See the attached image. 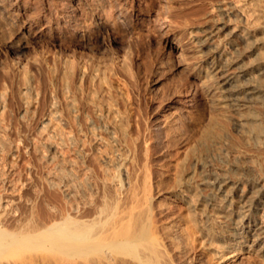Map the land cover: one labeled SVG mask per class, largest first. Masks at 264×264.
I'll use <instances>...</instances> for the list:
<instances>
[{
	"label": "rangeland",
	"instance_id": "374dc122",
	"mask_svg": "<svg viewBox=\"0 0 264 264\" xmlns=\"http://www.w3.org/2000/svg\"><path fill=\"white\" fill-rule=\"evenodd\" d=\"M15 1H17L20 7L19 9L21 14L19 16V19L18 17H15L16 15L15 13H13V9L9 7L10 5L8 6L9 9H5L6 11L2 7H0V137L4 138V140H0V143L2 142V144L4 145V147H0L1 198L4 196L3 199L7 200L8 198L5 197H9L10 199L12 196H21L20 198L24 197L22 198L23 201L25 200V202H29L33 197H35V195H37L36 192H38L40 196L41 194H43V197L44 194L46 196L48 193H57V190L59 189V192L57 194L59 195V193H62L63 190V193L60 194V196H62L64 195V190L66 187L68 188V190H70V188H73L74 191L76 188L79 193L78 194L77 191H75V193L78 195H75L76 197L81 198L83 196L82 198L89 197V199H91L92 196V198L97 201L103 198V195L104 197H107L109 195V198H112V196L114 198V196L116 197L118 194L121 196L120 192H117V195H115V192L121 190V193L123 194L125 188H127V185H129V180L133 178L134 175H138L139 168H143L141 167L140 160L144 162V145L148 146L147 149L149 150L147 152V155H149V157L152 158L151 160L154 161L152 165L155 168H158L160 171L164 172L162 174L164 175V177L160 175L161 180L163 179L162 181H160L161 183H164L165 176L170 178V180L168 181L173 182V179L178 178L177 176L183 179L188 176L187 174L189 172H193L195 170L198 175L196 176L197 173L195 172L194 178L208 172L209 168L208 170L201 172L203 171V167L201 169V166L205 162L213 163L215 161L213 159L210 160L211 157H206L205 159L202 156L201 160L197 161V158H200L199 155L201 153L200 149H197L199 148V140H197V134L199 135V137L201 134L197 130H194L195 134L192 133L193 129L191 128V126L189 125L187 127L183 125L184 121L181 118L180 120L179 117H174L173 113H171L172 110H167L166 100L164 102V94H166L165 92L169 90L170 87L175 85L174 79L175 82L178 81L179 83L178 84L176 82V86H179L178 88L184 87L180 89H188L196 79L190 75H187L189 71L187 69H184L182 65L180 66L177 64L178 58L175 56V51L169 48L168 40L173 39L174 37H178L183 46L184 52L182 55L183 57H185H182L183 60H181V64L185 62L184 64L190 63L189 66H195L201 61V57H198L199 51L197 44H195L196 38L193 34H190V31L198 32L197 34H199V36H202L205 33L204 30H208L209 26H216L218 24L224 25L225 23V25L227 24V26L224 30H215L214 39H216H213V42L210 41L208 47L218 45L219 42L228 43L227 49L229 48V52L225 49V47H222V52L220 51L219 56L217 57L218 59H216V61H218L219 65L221 66V69L218 68L219 70H222L223 68L225 73L233 72V69H235L236 67V65H233V63L238 57V52L241 49L243 50V47L246 43L242 32V25L244 24L245 18L246 16L250 15L249 17H251V19H254L256 17V20L258 18L257 16L264 12V0H242L241 3L245 2L244 5L246 6L244 7L243 11L238 10L239 7L234 4V2H236L237 0H159V2H162L164 4V9H166V6H168L169 4H171V7L175 6L176 10L179 12L178 14L180 15L179 19L177 18L176 21L178 22L179 20L181 22L182 25L180 26L177 22L174 25L172 24L171 26L166 21L161 22L160 18L158 19L155 16V13L158 9L160 13H162L163 11V9L160 10V7H156L155 0H82L81 5L76 3L77 0H13V2ZM92 3H96L97 5H94ZM66 5L67 8L65 9ZM90 5H93L94 7H91ZM117 5L119 7L123 6L125 8H128V13L125 15L127 17L124 16L118 18V20L122 19L121 21H118L117 16H115L118 8ZM75 6L79 8L77 12H81V16H75L74 10L77 9ZM224 7H226L227 10H222ZM80 8L82 10H80ZM9 10L12 11L11 15ZM22 10L25 13H23ZM64 13L65 18H69L73 22V24H81L82 27L85 26L84 28H89V26L92 27L91 25H93L92 22L94 18L97 15H102L101 17L107 19V23L105 24L106 30L104 29L102 32L103 34H100L97 43L94 42L91 44H81L65 30L66 24L65 19L63 18ZM29 17L30 19H28ZM154 17L157 18V21L160 22L159 24ZM11 20H13V22ZM21 20H23V22L29 20L33 25L31 29L33 31H31L28 36H22L24 39L21 38L20 32L18 31V29L21 30L23 26V22ZM114 21L115 23H112ZM14 23L15 25H13ZM20 23L22 24V26L20 25ZM110 24L113 25V27ZM157 25H159V27ZM174 26L177 29H174ZM181 26H183L184 28ZM214 26L212 27L214 28ZM180 27L181 29H178ZM65 31L68 35L65 34ZM20 39H22L23 41ZM19 40L26 45L24 44V48L19 52V54L16 55L17 58H15L16 56L13 57V54L9 51L10 49L8 46L11 43L18 44V42H20ZM261 46L263 47V49L261 48V51L264 52V44H261ZM205 49L207 50V48ZM226 58L230 59L229 65L227 63L229 62V60L226 61ZM159 59L162 60L159 61ZM163 59H166L165 63L168 62L167 64L164 63V66L162 67L165 69L162 70L161 68V70H159L162 73H160L159 71L155 72L156 69L154 68L156 64L161 63ZM212 59L213 58H211L210 60ZM244 61H246L247 64L250 63L248 62L246 57ZM153 64L154 67H152ZM262 65L263 64L257 63L253 64L250 70L256 71L257 67H262ZM170 69L172 71H170ZM203 69H205V67ZM207 70L209 71V69ZM238 70L239 69L236 68L234 72ZM260 70L255 72L259 74L258 76L254 77L255 79L259 78V76H263V70ZM172 72H175V75ZM158 75L160 77H156ZM217 76L218 75H216V77ZM245 80L249 83L251 81L249 79ZM252 83L254 82L252 81ZM255 83L260 84L261 82L258 79L255 81ZM248 87H251L250 84L248 85ZM258 88L259 87H257L256 89L252 88L253 90H248L250 93L254 94L255 91H259ZM163 90L166 91L164 92ZM220 92L221 91H219L220 95L224 94ZM258 93V95L262 94L260 92ZM257 94L255 93L253 96L255 97V95ZM257 98H260V96ZM246 102L247 99L241 100L240 106L242 108H240L239 110H233V108L235 107H229L227 108L228 110L226 108H223L224 112L222 110L216 112V114H219V112L224 113V117H226L225 119L219 115L216 116H219V119L221 117V121L218 119L219 122L222 123L223 121L222 125L224 124V127L227 128L228 126L230 128L232 132H229L233 135L234 139L236 138V140H241L244 138V135L241 136V134H243V130L241 129L242 127L239 128L240 125L238 119L241 118V116L239 115H241L242 111H244V109L246 108V106L244 107V105L249 104ZM260 104L258 103L257 105ZM159 106L160 108H158ZM261 106L264 107L263 104ZM261 106H259L260 109L263 108ZM230 108L231 114L227 113L229 112ZM156 109H158L159 111H156ZM201 109L202 107L198 105L197 110L195 108L194 111H196V114H201ZM153 110H155L156 112ZM261 112H263L264 114V110H261ZM223 113H221L220 115H222ZM165 114H167V116ZM227 115L230 117L227 118ZM197 116L198 115H196V117ZM160 117L163 120L164 117L165 119L168 117L166 119L167 124L165 128L161 130L162 133H160L162 135L166 134L163 135L165 138L161 137L162 135L160 136L159 134L157 136L156 133V135H153V132H155L156 124L162 121L160 120ZM174 118L177 119L174 120ZM155 120L157 121L155 122ZM170 120L172 122L173 120L174 122L176 120L178 121H176L172 125V122ZM225 120L230 122V124L227 121L224 123ZM151 121L154 122L151 123ZM237 124L239 127L237 126ZM167 125H170L172 130L174 129L173 127H177L176 129L177 131L179 130V134H177V131H172V134L171 130L168 129L169 126L167 127ZM149 126L151 129L153 128L154 131L153 129H149ZM186 127L188 128V130L184 129ZM190 128L192 129V131ZM167 129L169 132H167ZM176 129H174V131ZM181 129L185 131H183L182 133L185 137H188V141L187 137H181ZM163 130L165 133H163ZM138 131H140V134L142 133L141 139L138 135ZM134 132H137V136ZM147 132L152 133H149V136L147 135L148 138L146 135H144L147 134ZM169 134L172 137L170 139ZM191 134L193 136L195 135L194 137L196 138L194 139ZM144 136L146 138L144 140L146 141L143 140ZM150 136H153V138H151ZM155 136L156 138H158L159 136L160 137L157 140L156 138H154ZM166 136L168 137L166 138ZM132 137H137V140L135 139L137 142L132 141ZM161 138H164L165 141ZM173 138H177L179 143L177 142V139L174 140ZM29 140L30 142L34 141L33 143L36 142L34 149L31 147V145H28ZM151 140H153L154 142L151 143ZM155 140H157V142ZM172 140L174 142L173 144H170ZM3 141L6 142V145L5 143H3ZM129 141H132L133 143H130ZM138 141L140 144H138ZM128 143H130L131 146L128 145ZM148 143H150L151 146H149L150 144ZM158 144L160 145V147ZM162 144L163 146L166 145L164 146L165 148L162 146ZM175 144H177V146ZM187 144L191 148L187 146ZM218 144L221 147H219ZM222 144L217 142V144L214 143V145H212V148L214 147L213 149L216 151H218L219 148H222V150L219 149L221 152L223 151L222 154L227 152L225 153L226 155L223 154V156L225 155L224 158H226V160L224 159L222 166L225 165L224 167L226 168L237 167L240 169L244 164V168H251L253 170L250 163L247 162L245 154L241 152V149H239L234 144V141H227L226 143ZM36 145L40 148L38 150L39 153H37L38 151L35 150L37 149ZM138 145L140 146L139 150L138 148H136ZM168 145L174 146L172 147L174 149L171 148L172 150H168L167 148L171 147H168ZM222 146L227 147V150ZM152 147L154 150L156 149L155 151H157L158 154L154 150L152 152ZM158 147L160 148V150L162 148L165 149L166 152L163 149V152L160 151L159 149H157ZM175 147L179 149L177 150V148L175 149ZM217 147L218 149H216ZM195 149H197V151L199 150V153L195 151ZM236 149H238L239 152ZM34 150L37 154L34 153ZM158 150L160 152H158ZM176 150L183 151H181L180 153H176ZM137 151L142 153H139L141 154V156L138 155ZM171 151L172 153L174 152V155H171L172 157L170 156L171 153H168ZM41 152L43 153V155H46L42 156L40 154ZM159 153L161 156L159 155ZM175 153L178 155H176ZM47 155L51 157L47 158V162H45V159L39 160V156H41V158H46L48 157ZM154 155L155 158L153 157ZM138 156H140V160H138ZM135 157L137 158L136 160L134 159ZM142 157L143 159H141ZM169 157H171L172 159L174 158L175 160H172ZM164 158L165 161H163ZM151 160L150 163L152 162ZM176 160L180 162L179 163L177 161V166L172 165V169L166 167L171 166L172 163H176ZM159 161H163L161 165H159ZM169 161L172 162L169 163ZM191 161L193 163H191L190 165ZM201 161L204 162L202 163ZM69 162L70 165L67 166ZM133 162L134 164L136 162L138 166L134 165ZM185 165L188 166L186 167ZM135 166L139 168L136 169ZM178 166H183L182 169L185 170H182V172L181 168H179ZM161 167H164L165 169H161ZM134 168L136 169V171L134 170ZM178 168L180 172L178 171ZM236 169L234 170V172H232L235 174H232V178L237 180L239 182V185L232 188H230V185L225 186L224 191L220 192V194L217 195L221 199L226 193L231 191V194L235 197L233 205L226 208L230 209L227 213H224L223 208L225 205L223 204L222 200L219 201V205L223 206H220L222 209L219 208V211L213 210L211 212V217L213 219L216 217L217 219L215 218L213 220L210 217L209 221L206 222V216L202 214V211H199V213L197 211V213H187L188 215H190L189 218L192 219V222H195L194 225H197L195 226L196 229L198 230L200 228L198 237L199 241L202 239V243H200V246L199 244H196V247H198H195L197 251L193 246L194 244H186L187 246L184 244V246L182 245V247H184L183 249L185 250V262H187L185 264H212L217 255H219V251L222 248L220 246H222L223 244L220 245V241L215 236L207 235L206 237L205 235H202L204 233H207L203 228L205 226L204 224L209 223V225L212 226V224L216 222V225H213L214 228L218 227L219 225L220 227L223 225L222 227L231 228L233 225V221L240 220L237 214L245 209V213H250V220H254L255 218V221L258 222L259 225H262V221H264V200H262L259 205H252L256 203V201L258 203L259 199V195L257 194L258 192H256L255 190L259 191L260 189L261 195L264 196V180L255 170L252 171L251 176L249 174L247 175V173L244 172L247 175L246 177L245 174L241 173L242 169H240V172L238 171L239 169ZM133 170V174L130 173ZM173 170H176L175 172H177V176L176 174H174L175 172ZM171 172L174 173H172L170 177V175L168 174H171ZM67 173H69V176L67 175ZM179 173L180 175L182 173V176H180ZM130 174H132L133 177H131ZM66 175L67 178L65 177ZM87 176L90 180H88V182L86 181ZM49 177L54 180L57 178V181H60V179L63 178L62 183L60 181L62 186L60 185V183L57 184L58 182L56 180L54 181V183L57 182L56 184L60 187L56 184L54 185L52 182L53 180ZM252 177H257V186L254 192L250 190ZM43 178H46L45 180H48L47 183L46 181L44 183ZM48 178L51 179L52 188L59 187L58 189H55L56 191L51 188V183ZM58 178L60 179L58 180ZM113 178L115 179L113 180ZM168 178H165V184L168 183ZM199 179V177L196 178V180L193 179L195 180L194 186L195 184L197 185L199 183ZM83 180L86 182V184H92L89 189L86 188V186L89 187L90 185L88 186L83 183ZM103 180L106 181V187L104 186L105 183H102ZM66 181H70V184ZM122 182H125V184H123L124 188L122 186L120 189ZM66 183L69 185L66 186ZM78 184H80V186ZM107 184L110 186H107ZM165 184H161V187L165 186ZM71 185L72 187H68ZM83 185L87 189V191L85 190L84 194L86 195V193H88V195L90 194V196L87 195L86 197H84L85 195L81 193L80 190H82V192L84 191ZM107 187H109L110 190L106 189ZM200 187L203 188V185H200L199 189ZM205 188L206 187H204L202 192L204 190L207 192ZM182 189L186 190V185H184ZM73 190L71 189L70 191ZM107 190L114 194L112 196L110 195L111 193L106 194L105 192H108ZM185 190L183 192H186V194L191 197L193 196V194H195L194 197H192V199L194 200V198L197 196V194L195 193L196 189H191L192 192L190 189H187L186 191ZM103 191L105 194L103 193ZM80 194H82V196ZM95 194H101V197L98 196V198ZM93 195L95 197H93ZM250 197L252 199H248ZM26 198L28 199L26 200ZM163 198L164 197L161 196V199L163 200H161V204H163V202L164 204L168 202L169 205H172L170 200H166L165 198ZM195 199L196 201L194 200V202H198L197 197ZM168 203L163 206L168 207ZM240 206H243V208L241 209ZM249 208H251L252 211ZM233 211H235L237 214H235ZM225 214H228L230 216V219L226 218ZM216 230L218 229L216 228ZM200 233L203 237L200 235ZM253 239L254 236L249 235L245 238V242H242L243 240H241V243H238L237 247L239 246L240 248V246H242L244 243L249 245L250 243H252ZM211 240L213 241V243ZM263 241L264 236H262L261 242L257 245H261ZM189 246L190 250L191 248H194V250L192 249L191 253L188 254V251L190 252ZM237 264H264V259L256 258L254 257V255L245 257V254H241V257Z\"/></svg>",
	"mask_w": 264,
	"mask_h": 264
},
{
	"label": "bare ground",
	"instance_id": "6f19581e",
	"mask_svg": "<svg viewBox=\"0 0 264 264\" xmlns=\"http://www.w3.org/2000/svg\"><path fill=\"white\" fill-rule=\"evenodd\" d=\"M86 1H89V0H86ZM90 1H92V0H90ZM93 1H95V0H93ZM155 2H156V7H158V8L160 7V10L163 9L162 13L159 12V9L158 10L156 9L157 11L155 13V16L158 19L160 18L161 22L166 21L167 23H169V25H171V26H172V24L174 25L177 22L176 19L177 18L179 19V17H180V15L178 14L179 12L176 10L175 6L171 7V4L168 3L169 7L166 6L167 8L165 7L166 9H164V4L162 2H159V0H155ZM241 2H242V0H237L236 2H234V4L237 7H239L238 10L243 11L244 7H246V6L244 5L245 2L244 3H241ZM76 3L81 5L82 0H77ZM96 3H97V1H96ZM84 4H83V6H84ZM92 4H94V3H92ZM166 4H167V2H166ZM246 4H247V2H246ZM8 6L13 9V13H15V15H16L15 17H18V19H19L21 12H20V9H19L20 7H19L17 1L13 2V0H0V7H2L5 10L8 8ZM24 6H25V4H24ZM90 6L92 7L93 5H90ZM117 7L118 8H117L115 16H117V20H118V18L124 17L128 13V8H125L123 6L119 7L118 5H117ZM66 8H67V5H66L65 9ZM78 10H79V8L74 10L75 16L80 15L81 12L80 13L77 12ZM80 10H82V9L80 8ZM222 10H227V8L224 7ZM263 11H264V9H263ZM9 12L11 15L12 11L9 10ZM1 13H2V11H1ZM23 13H25V12L23 11ZM69 14H70V12H69ZM60 16H61V13H60ZM73 16H74V14H73ZM101 16L97 15L94 18V20L92 22L93 25H91L92 27L89 26V28H87V27L84 28L85 26L82 27L81 24H79L80 26L77 24H73V22L69 18H67V17L65 18V13H64L63 18L65 19V24H66L65 30L68 33H70V35H72L81 44L82 43H90L91 44L94 42L97 43V41L99 40V36L103 32V30L105 29V24L107 23L106 22L107 19L106 18L104 19ZM249 16H246L244 24L242 25L243 26L242 32H243V36L245 38L246 43H245V46L243 47V50L241 49L238 52V57L236 58V61L234 63L232 62L233 65L234 64L236 65L235 69H233V72H229V73L226 72L225 73L223 68H222V70H219V69H221L220 68L221 66L219 65L218 61H216V59H218L217 57L219 56V53H220L222 47H225V49L227 51L229 50V48L227 49L228 43L219 42L218 45L220 47L218 45H213V47L212 46L208 47L210 41H212L214 39L215 30L216 29L218 31L224 30L225 27L227 26V24L225 25V23H224V25H222V24H218L216 26L212 25V26H214V28L212 26H209L208 30L207 29L204 30L205 33L202 36H199V34H197L198 32L190 31V34H193L196 38L195 44H197L198 51H199L198 57H201L200 58L201 61L200 62L198 61L199 63L195 66L192 65L193 67L191 65L189 66L190 63L184 64L185 62H183V64H181L182 63L181 60H183V58H185V57H183V55H182L184 52L183 46H182L181 41L178 39V37H174L173 39L168 40L169 48L175 51V56L178 58L177 64L180 66L182 65V67L184 69H187L189 71L187 73V75H190L196 79L194 80L193 83H192L193 80L191 81L192 85L188 89H180V88H184V87L178 88L179 86L178 87L176 86L178 81H176L177 82L176 83L175 79H174L175 85L170 87L169 90H167L168 89V87H167V89H166L167 91L163 90L164 92L166 91L165 92L166 94H164L163 92L162 93L165 95L164 102L166 100L167 110L168 109L172 110L171 113H173L174 117L176 116V117H179V119L181 118L185 123V124L183 123V125H185L187 127L190 125L191 128L193 129L192 133H194V130H197L201 134L199 137V135L197 134L198 132L196 131L197 132L196 134L198 136L197 140H199V142H198L199 148H197V147L196 148L200 149V152H201L199 155L200 158H197V161L201 160L202 157H204L205 159H206V157L207 158L211 157L210 160L213 159L215 161L213 163H206L205 162L202 166L200 165L201 169L203 167V171L200 170L201 172L208 170V168H209V170L205 174H201V176H198L200 178L199 179L200 181L197 185L195 184V186H194V182H195L196 178H198V177L194 178V176H195V172H196L195 169H198V168L194 169L195 170V171H193L194 173L193 172H189V173L187 172L188 176L183 178V179H181V177L179 178V176H177V172H175L176 170H173L175 173L171 172V174L169 173L168 175H170V177H171L172 173H174V174H176V176L178 178L173 179L174 181L172 180L173 182H170V181H168V180H170V178L165 176V178H168L167 181L170 184H168V183L165 184V180H166L165 178H164V183H161L160 181H162L163 179L161 180L160 177L161 176L164 177V175H162L164 172L160 171L158 168H155L152 165V163H154V161H152L151 160L152 158H150L149 155H147V152L149 150V149H147L148 146L143 144L144 148H145L144 162H142V160H140V158H139L142 153L137 151L138 155H140V156H138V158H139L138 160H140L143 163V165H142V163L140 162L141 167H143V168L137 167L138 166L137 163L135 162V164H134V162H133L134 165H137V166H135L136 169L139 168L138 169V175L136 174V176L135 175H134V177L132 176L134 170L136 171L135 168L133 171L130 172V173H132L130 175L133 178H131L129 180L130 181L129 183L127 182L129 185H127V188H125V191L123 192V194L121 193V190L115 192L116 193L115 195H117L120 192L121 196L118 194L119 195V196L117 195L118 197L114 196V198H113L112 195L114 193H111L110 191H108V190H110L109 187L106 188V189H108L107 190L108 192H105V193L106 194L111 193L110 195L112 196V198H109L110 197L109 195H108L109 197L108 196L104 197V195H103L104 191H103V193H102L103 198H101L100 200L98 198L101 197L100 196L101 194L100 195L95 194V195H97L96 197L99 196L97 198L99 201L92 198V196H91V199H89V197L88 198H82L83 197L82 194H80L82 196L81 198L76 197L75 196V195H77L75 193V191H77L76 188H75V191L73 190V188H70V190L71 189L73 190V191H70L66 187L67 189L65 188L66 191L64 190V195L60 196V194L63 193V190H62V193H59V195H58L57 194L59 192L58 188L60 186L57 184H59L60 181L62 183L63 178L62 179L58 178V180L60 179V181H57L56 180L57 178H56L55 180L58 183L57 182L54 183L55 180L52 179L51 177H49V178H51L53 180L52 181L53 184L55 185L57 183L56 185L59 187L57 188L55 186L56 188H52L51 179L48 178L50 180V183H51V184L50 183L49 184H50L51 188L54 189V191H56L55 189H58L57 193H55L52 190L54 193H48L47 194V192H46L47 195L45 196V194H44L45 197L44 196L42 197L43 194H41V196H40V194L38 192H36L37 195H35V197H33L29 202H27V201L25 202V200L23 201L22 198H24V197L20 198L21 196L15 197V196L11 195L12 197L10 196L11 197L10 199H9V197H5V198H8L7 200L3 199L4 196L2 198L0 196V264H185V263H187V262H185V257H184L185 250L183 249L184 247H182V245L183 244L184 245H186V244L187 245L188 244L193 245L194 244L193 246L195 248L196 244H199V246H200V243H202V241H201L202 239L200 238L201 239L200 240L201 242H200L199 237H198V232H200V230H199L200 226L198 227L199 228L198 229L199 231H198L195 227L197 225L196 224L194 225L195 222L194 221L192 222V219L189 218L190 217V215H188L189 212L195 213L197 211L199 213V211H202V214H204L206 216L205 221L208 222L211 215H212L211 212L213 210H218L219 208H221L220 206H222V205H219V203H220L219 201L222 200L223 204L225 205L223 208L224 213L225 212L227 213L228 210H230V209H226V208L233 205L235 197L231 194V191L226 193L223 196V198H221V199L217 195L220 194V192L224 191L225 186L230 185V188H232V187H237L239 185V182L232 178L233 177L232 174H234L232 172H234V170L237 167L236 168H230V167L226 168V167H224L225 165L222 166L224 159L226 160V158H224V156L226 155L225 153H227V152L223 153V154H225L223 156V154H222L223 151L222 152L220 151V150H222V148L221 149L219 148L220 149L219 150L217 147L216 149H218V151H216L213 149L214 147L212 148V145H214V143L217 144V142L222 144V143H226L227 141H229V142L234 141V144L239 149H241V152H243L245 154L247 162L250 163L253 170H255L259 174V176L264 180V114H263V112H261V110H264L263 109L264 107L261 106L262 104L264 105V68H263V66H264V52L261 51V48L263 49L261 44H264V12L261 13L260 15H258L257 16L258 18L256 20H255L256 17L254 19L252 18L253 19L252 20L251 17H249ZM125 17H127V16H125ZM157 18H155L156 21H157ZM14 19H16V18H14ZM28 19H30V17ZM24 20H27V19H24ZM121 20L122 19H120L118 21H121ZM230 20H231V18H230ZM11 21L13 22V20H11ZM21 21L23 22V20H21ZM157 22H158V24L160 23L159 21H157ZM15 23L13 25H15ZM112 23H115V21ZM177 23L179 24V26L182 25L179 20ZM242 23H243V21H242ZM22 24H23V26H22ZM22 24L20 23V25L22 26V29L21 30L18 29V31L20 32L21 38L25 37V35L28 36V34L31 31H33V30H31L33 25L29 20L24 21ZM111 26L113 27V25H111ZM157 26L159 27V25H157ZM181 27H183V26H181ZM181 27L178 29H181ZM160 28H162V27H160ZM174 29H177V28L174 26ZM67 32L65 34H67ZM20 40H22V39H20ZM8 42H9V40H8ZM24 44L25 43H23L21 41L18 42V44H13V43L9 44V46H8L10 49L9 51L13 54V57L16 56L17 54H19V52L26 45V44L25 45ZM205 48H207V50ZM245 57L247 58L248 62H250L249 64H247V62L244 61ZM15 58H17V56ZM211 58H213V59L210 60ZM161 60L159 59V61H161ZM228 60H229V62H227V63L229 65L230 59L226 58V61H228ZM163 61L159 64H156V66L154 68V69H156L155 72L161 70V68L164 66L166 59L165 60L163 59ZM185 61H186V59H185ZM254 62H256L257 64H263L262 67L261 66H258L259 68L257 67L256 71H259L260 69L263 70L262 71L263 76H261V77L259 76V78H257V79H255L254 77L258 76L259 74L255 73L256 72L255 70L254 71L250 70L252 68L253 64H256ZM167 63H165V64H167ZM152 67H154V64L152 65ZM204 67H205V69H203ZM222 67H223V65H222ZM236 68L239 70L234 72V70H236ZM163 69H165V68H162V70ZM167 69H169V68H167ZM207 69H209V71ZM170 71H172V70L170 69ZM231 71H232V69H231ZM159 72L162 73L161 71H159ZM216 75H218V76L216 77ZM160 76H161V74H160ZM160 76L158 75L156 77H160ZM245 79L251 80L250 83L246 82ZM258 79L261 82L260 84L255 83V81ZM252 81L254 83H252ZM248 83L250 84L251 87H248V85H249ZM257 87H259L258 88L259 91L254 90L255 91L254 94L255 93L257 94L258 92H260L262 94L258 95L259 94L258 93L257 94L258 96L255 95V97L260 96V98L256 97L257 98L256 99L253 96L254 94L250 93L248 89H252V88L256 89ZM219 91H221L220 93H224V94L220 95ZM242 99L243 100L247 99L246 103H249V104L248 105L245 104L244 107L246 106V108L244 109V111H242V113L240 112L241 115H239V116H241V118L238 119L240 127L237 124V126L239 128L242 127L241 129L243 130L242 131L243 134H241V136L244 135V138L241 140H238V139L236 140V138L234 139L233 135L229 132V131H231L230 128L228 126H227V128H229V129L224 127V124L222 125L223 121H222V123H220L219 120L221 121V117L224 119L226 118V117H224L223 108L227 109L229 107H235V108H233V110H235V109L239 110L240 108H242L240 106V102ZM258 103L259 104L262 103V104L257 105ZM198 105L202 107L201 114H196V111H194L195 108L197 110ZM259 106H261L263 108L260 109ZM158 108H160V106ZM157 110L158 109H156V111ZM219 110L223 111V112H221V113H223L222 115H220L221 114L220 112H219V114L218 113L216 114V112ZM230 110H231V108L229 109V112H227V113L231 114ZM153 111H155V110H153ZM194 113L198 116L196 117V115ZM167 114H165V115L167 116ZM216 115L221 116L220 119H219V116H216ZM171 116H172V114H171ZM165 117H164V120L160 117L161 118L160 120H162V121L158 122L157 124L155 123L156 128H155V132H153L154 133L153 135H156V134H157V136H158V134L160 136L162 135V134H160V133H162L161 130L163 128H165V126L167 124L166 119L169 116L166 119H165ZM229 117L230 116L227 115V118H229ZM175 119H177V118H174V120ZM157 120H155V122ZM174 120H173V122L170 120L172 122V125H173V123L178 121V120H176L174 122ZM226 121L227 120H225L224 123ZM153 122L151 121V123H153ZM228 123L230 124V122H228ZM228 123H226V124H228ZM176 124H174V125H176ZM152 125H154V124H152ZM145 126H147V125H145ZM168 126H169L168 129L171 130V132L177 131V129H176L177 127L175 128L172 126L174 129H176L174 131V129L173 130L171 129L170 125H167V127ZM187 127L184 129L188 130ZM149 129H151L150 126H149ZM149 129H148V131H149ZM168 129H167V132H169ZM192 129H191V131H192ZM153 131H154V129H153ZM165 131H166V129H165ZM183 131L184 130H182L180 133H182ZM139 132L140 131H138V135L140 136V139H141L142 133L140 134ZM173 132H172V134H173ZM134 133H136V136H137V132H134ZM144 133H146V132H144ZM149 133L147 132V134H144V135L147 136ZM163 133H165L164 130H163ZM150 134H152V133H150ZM177 134H179V132ZM163 135H166V134H163ZM163 135L161 137H164ZM175 135H176V133H175ZM187 135H189V134H187ZM148 136H147V138H148ZM168 136H166V138ZM183 136L184 135L182 133L181 137L183 138ZM194 136L192 135V137H194ZM179 137H178V139H179ZM151 138H153V136ZM154 138H156V136ZM158 138H156V139L158 140ZM164 138H161V139H164ZM170 138H172L171 135H170L169 139ZM195 138L196 137H194V139ZM132 139H130V140L136 141L137 137L136 138L132 137ZM144 139H146L145 136H144L143 140ZM175 139H177V138H175ZM178 139H177V142L179 143ZM0 140H4V138H1ZM157 140H155V141L157 142ZM132 141H129V142L131 143ZM139 141H138V144H140ZM144 141H146V140H144ZM164 141H165V139H164ZM187 141H188V137H187ZM189 141H192V140H189ZM28 142H29L28 145L29 146L31 145V147L34 149L36 142L33 143L34 141L30 142V140ZM152 142H154V141L151 140V143ZM160 142H161V140H160ZM173 142L174 141L172 140V142H170V144L171 143L173 144ZM181 142H182V140H181ZM183 142H184V140H183ZM3 143H5V145H6V142L3 141ZM130 143H128V145H130ZM185 143H186V141H185ZM1 144H2V142L0 143V147L1 146L4 147V145L3 144L1 145ZM145 144H147V143H145ZM148 144H150V143H148ZM228 144H230V143H228ZM143 145H141V146H143ZM155 145H156V143H155ZM166 145H167V143H166ZM166 145H164V146H166ZM175 145L177 146V144H175ZM145 146H147V147H145ZM149 146H151V144ZM162 146H163V144H162ZM170 146L171 145H168V147H170ZM184 146H185V144H184ZM187 146H189V145L187 144ZM218 146L221 147L219 144H218ZM139 147L140 146L138 145L136 148H138V150H139L140 149ZM159 147H160V145H159ZM159 147L157 149L160 150ZM172 147H174V146H171L170 148H167V149L169 150ZM134 148H135V146H134ZM155 148H156V146H155ZM176 148L177 147H175V149ZM223 148L226 149L227 147H223ZM39 149L40 148L37 146V149H35V150L38 151ZM162 149L160 151H162ZM172 149H174V148H172ZM178 149L179 148H177V150ZM197 149H195V151H197ZM35 150H34V153L36 152ZM151 150L153 152V150H154L153 147L151 148ZM159 150H158V152H160ZM163 150L165 151V149H163ZM177 150H176V153L177 152L180 153L181 151H183V150H181V151H177ZM236 150H238V149H236ZM141 151H142V149H141ZM42 152L40 154L42 156H45L46 154L43 155ZM155 152L157 153V151H155ZM238 152H239V150H238ZM37 153H39V151ZM37 153H35V154H37ZM139 153H141V154H139ZM164 153H163V155H164ZM168 153L169 154L171 153L170 156L174 155V152L172 153V151L168 152ZM159 155H160V153H159ZM176 155H178V154H176ZM175 156H173V157H175ZM153 157L155 158V155ZM171 157H169V158L172 159ZM192 157H193V155H192ZM39 158H40L39 160L45 159V162H47L46 161L47 158H51V157L48 156L46 158H44V157L41 158V156H39ZM227 158H228V156H227ZM134 159L136 160L137 158L135 157ZM141 159H143V157ZM183 159H185V158H183ZM205 159H204V161H205ZM150 160L152 161L151 163H150ZM163 161H165V158ZM163 161H161V162L159 161V163H160L159 165H161ZM177 161L178 160H176V163H172L171 166H166V167H169L170 169H172L171 168L172 165L177 166ZM204 161H201V162L203 163ZM170 162H172V161H169V163ZM185 162H187V161H185ZM195 162H196V160H195ZM157 163H158V161H157ZM191 163H193V162L191 161L190 165H191ZM245 164H246V162H245ZM68 165H70V162H69V164H67V166ZM188 165H189V163H188ZM163 166H165V165H163ZM185 166H184V168H185ZM182 167H179V168H181V171L183 170ZM194 167H196V166H194ZM244 167L245 166L243 164V166H241V168H240V169H242V171L239 168H237L236 170L239 169L238 171L239 172L241 171L242 174H245L244 172H246L247 175L249 174L251 176L253 170L251 168H244ZM159 168H160V166H159ZM162 168H164V167H161V169ZM169 168H168V170H169ZM179 168H178V171H179ZM139 170H141V171H139ZM166 170H167V168H166ZM166 170H165V172H166ZM69 173H67L68 176H69ZM139 173H140V175H139ZM167 173H168V171H167ZM67 175L65 176L66 178H67ZM165 175H167V174H165ZM179 175H180V173H179ZM197 175H198V173L196 174V176ZM247 175H246V177H247ZM180 176H182V173ZM61 177H63V176H61ZM174 177H175V175H174ZM70 178H72V177H70ZM45 179L46 178H43V181H44V183H45V181L47 183L48 180H45ZM69 179H66V180H69ZM114 179L115 178H113V180ZM193 179H195V180H193ZM88 180H89V178L87 176L86 181L88 182ZM139 180L141 183L139 182ZM256 181H257V177L256 178L252 177L250 190L253 192L257 186ZM69 182H67V183H69ZM103 182L105 183L106 181L103 180L102 183ZM61 183H60V185H61ZM67 183H66V186L70 184V183L69 184H67ZM83 183L86 184L85 181ZM160 183L165 184V186L161 187ZM123 184H125V182L121 183L120 189L122 186L124 188ZM78 185L80 186V184H78ZM86 185H88V186L90 185V186L87 187ZM86 185H85L86 188L89 189L92 184H86ZM184 185H186L187 189H190V190L196 189L195 193L197 194L196 197H197L198 202H194V200L196 201V199H195L196 197L194 198V200L192 199V197H194L195 194H193V196L191 197L188 194H186V192H183L185 190V189L184 190L182 189V187ZM200 185H203V188L200 187V189H199ZM63 186H65V185H63ZM104 186L106 187V183ZM107 186H110V185L107 184ZM68 187H72V185L68 186ZM83 187H84V185H83ZM204 187H206L205 189L207 190V192L205 190L202 192ZM86 188L84 187L83 192H82V190H80L81 193L84 194L85 190L87 191ZM63 189H64V187H63ZM192 190H191V192H192ZM255 191L258 192L257 194L259 195V199H258V203L256 201V203H254V204L252 203L253 204L252 206L259 205V203L262 200H264V196L261 195L260 189H259V191H257V190H255ZM204 192H206V193H204ZM77 193H78V191H77ZM91 193H93V192H91ZM87 195H88V193H86V195L84 197H86ZM88 196H90V194ZM161 196H163L166 200H170L172 205H169V203L167 202L168 207L167 206L164 207L163 205H166L167 203L164 204V202H163V204H161L162 203L161 202V200H162ZM93 197H95V196L93 195ZM251 197H253V196H251ZM251 197L248 199H252ZM27 199L28 198H26V200ZM179 203H182V204H179ZM240 208L242 209L243 206H240ZM249 209L251 210V208H249ZM244 210L243 211L239 210L240 212L238 214L235 211H233L235 214L238 215V218L240 220L233 221L232 227L230 226L231 228L222 227L223 225L220 227V225H219L218 227H220V228L216 227L218 229V230H216V228L213 227V225L216 222L214 224L211 223L212 226H210L209 223L204 224L205 226L203 225L205 232H207V233L202 234L203 236L204 235L206 237H207V235L215 236L220 241V245L223 244L222 246H220L222 248L219 251V255H217V257L215 258V260L212 264H237L239 262L241 254H245V257H249L251 255L252 256L254 255V257H256V258H259V259L263 258L264 259V241L261 243V245H257L261 242L262 236H264V221H262L263 222L262 225H259L258 222L255 221V218H254V220H250V217H251V216H249L250 213L249 214L245 213ZM214 214H216V213H214ZM252 216H254V215H252ZM225 217L230 219V216L228 214H225ZM263 217H264V210H263ZM215 221H217V220H215ZM206 222H204V223H206ZM219 229H221V230H219ZM203 232H204V230H203ZM200 235H201V233H200ZM249 235L254 236L252 243H250L249 245L244 243L242 246H240V248H239V246L237 247V244L238 243L240 244L241 240H243L242 242H245V238L248 237ZM212 243H213V241H212ZM194 248H191V250H190V246H189L190 252L187 250L188 254L191 253L192 249L194 250ZM196 248H198V247H196ZM196 248H195V250L197 251ZM186 257H187V253H186ZM186 259H188V258H186Z\"/></svg>",
	"mask_w": 264,
	"mask_h": 264
}]
</instances>
